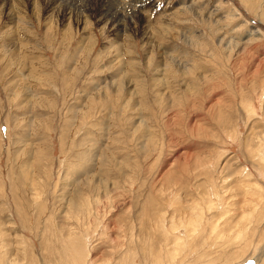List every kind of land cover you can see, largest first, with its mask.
Segmentation results:
<instances>
[{"label":"rangeland","instance_id":"obj_1","mask_svg":"<svg viewBox=\"0 0 264 264\" xmlns=\"http://www.w3.org/2000/svg\"><path fill=\"white\" fill-rule=\"evenodd\" d=\"M138 1L0 3V264H264V0Z\"/></svg>","mask_w":264,"mask_h":264},{"label":"bare ground","instance_id":"obj_2","mask_svg":"<svg viewBox=\"0 0 264 264\" xmlns=\"http://www.w3.org/2000/svg\"><path fill=\"white\" fill-rule=\"evenodd\" d=\"M3 0H0V3L2 2ZM20 1V0H19ZM57 1H59V4H61L63 1L62 0H47V2L49 3V2H53V3H55V2H57ZM62 1V2H61ZM84 1V0H83ZM87 1V0H86ZM96 1V0H95ZM98 1V0H97ZM120 1V0H119ZM45 2V1H44ZM140 2H142L141 0H139L138 1V4H140ZM34 3V2H33ZM100 3H102V2H100ZM115 3V1H109V2H104V3H102V5H103V7H105V10H106V12H111V9L112 8H115V6H116V4H114ZM133 3V2H132ZM63 4V3H62ZM95 4V3H94ZM126 4V3H125ZM88 5V4H87ZM96 5V4H95ZM98 5V4H97ZM101 5V4H100ZM101 5V6H102ZM56 6H58V4L56 5ZM60 6V5H59ZM66 6H67V4H66ZM68 6H69V4H68ZM129 6V5H128ZM127 6V7H128ZM50 7V6H49ZM54 7V6H53ZM64 7H65V5H64ZM64 7H62V8H64ZM84 7H86V6H84ZM124 7H125V5H124ZM82 8H83V6H82ZM94 8V7H93ZM93 8L91 9V10H93ZM100 8V7H99ZM131 8V7H130ZM68 9V8H67ZM66 9V10H67ZM55 10H56V8H55ZM86 10V9H85ZM101 10V9H100ZM99 10V11H100ZM102 10H104V9H102ZM51 11V10H50ZM57 11H59V10H57ZM68 11H70L69 9H68ZM128 11H132V10H128ZM128 11H126V12H128ZM92 12V11H91ZM105 12V11H104ZM116 12V11H115ZM122 12H124V11H122ZM134 12H135V10H134ZM53 13V12H52ZM61 13H63V12H61ZM112 13V12H111ZM116 13H118V11L116 12ZM116 13H113L111 16H109V17H107V18H104V17H102L101 19L102 20H105V22L106 21H117L118 19H119V15L118 14H116ZM71 14V13H70ZM97 14V13H96ZM110 14V13H109ZM119 14H121V13H119ZM123 14V13H122ZM125 14V13H124ZM123 14V15H124ZM130 14V13H129ZM101 15H102V13H101ZM137 15V14H136ZM10 16V15H9ZM99 16H100V13H99ZM103 16V15H102ZM63 17V16H62ZM95 17V16H94ZM101 17V16H100ZM124 17H126V16H124ZM134 17V16H133ZM66 18V17H65ZM98 18V17H97ZM121 18H123V17H121ZM130 18V17H129ZM49 19V18H48ZM70 19V18H69ZM100 19V18H99ZM98 19V20H99ZM76 20V19H75ZM85 20V19H84ZM125 20H123V22H124ZM15 22V21H14ZM76 22H78V21H76ZM101 22V21H100ZM109 22H106V24H108ZM122 22V21H121ZM86 23V22H85ZM102 23V22H101ZM116 23H118V22H116ZM120 23V22H119ZM77 24V23H76ZM103 24H105V23H103ZM113 24H114V22H113ZM121 24V23H120ZM119 24V25H120ZM109 25V24H108ZM122 25V24H121ZM126 25V24H125ZM116 26H118V25H116ZM123 26V25H122ZM105 27V26H104ZM110 29V28H109ZM112 29V28H111ZM124 29V28H123ZM108 30V29H107ZM113 30V29H112ZM111 30V31H112ZM118 31V30H117ZM116 32V31H115ZM94 40V39H93ZM92 49V48H91Z\"/></svg>","mask_w":264,"mask_h":264}]
</instances>
